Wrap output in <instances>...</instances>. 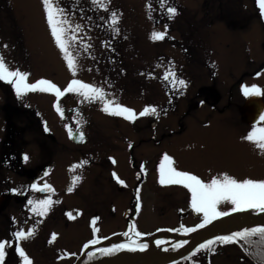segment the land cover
<instances>
[{
	"label": "rangeland",
	"instance_id": "rangeland-1",
	"mask_svg": "<svg viewBox=\"0 0 264 264\" xmlns=\"http://www.w3.org/2000/svg\"><path fill=\"white\" fill-rule=\"evenodd\" d=\"M54 2L67 10L72 25L81 26V31L75 33L78 39L70 41L69 49L76 56L75 75L68 70L55 44L41 0H0V57L10 70L28 73L27 83L46 79L63 90L70 80L78 79L101 88L106 99L133 109L137 119L127 121L115 115L109 119L111 115L102 111L100 100L84 101L77 93L57 100L49 97L52 93L30 91L18 98L10 83L0 81V181L5 173L9 185L18 183L17 190L25 186L23 178L21 181L13 175V167H8L10 172H4L3 154L6 148L14 146L17 170L38 171L40 178H46L54 172L58 176L61 168L67 169L79 178L72 185L80 190V196L89 190L80 204L103 203L100 189L92 191L81 181L85 170L87 175L92 169V164L82 157L91 146L73 145L68 140V131L72 129L82 131L91 145L100 143L95 145L98 150L107 146L113 158L116 155L115 169L118 162L123 165L122 176L127 174L129 162L122 164L120 159L131 145L138 160L159 158V165L166 153L173 157L175 168L205 182L221 174L238 180H264V153L242 139L252 127L240 122L239 114L245 98L239 84L257 85L264 104V18L259 15L256 0H166L163 7L161 0H103L105 8L93 5L91 0ZM169 6L177 10L171 19L166 11ZM113 12L118 18L114 25L109 20ZM153 31L165 32L164 39H150ZM170 67L177 80L186 82V87L174 86L172 77L162 79ZM164 92L177 93L169 96ZM53 103L59 105L61 119L54 118ZM9 104L19 109L11 119L12 125L8 124L5 112ZM146 106L155 107L156 112L140 117L138 113ZM70 107L78 112L66 116L64 121L62 116ZM256 126H264V122ZM11 128L17 130L11 144L6 145ZM81 161L87 163L81 165ZM67 178L71 175L66 174L64 180L53 176L59 186L66 184ZM124 186L128 187L125 181ZM112 192L109 195L113 202L114 232L125 224L122 212H131V193L117 188ZM156 193L145 188L141 191V213L134 223L143 230L155 226L176 228L175 222H180L179 217L188 212V190L178 185ZM217 207L219 211L229 212L231 205L222 202ZM15 208L10 211L12 216L6 215L12 219V225L0 224V241L6 242L4 253L13 257L10 264H23L14 251L16 246L7 243L17 231L34 230L27 238L17 240L14 236L32 264H57L58 258L65 259L61 264H73L93 233L87 221L96 209L93 207L85 209L83 223L71 222L65 229L52 228L50 223L45 228L42 226L43 231L41 226L27 222L26 214H18L24 208L16 211ZM52 211L56 213L57 209ZM51 212L49 216H54ZM187 215L186 220L181 219L185 225L200 222ZM53 234L55 239L49 243ZM217 246L222 250L216 255L211 253L207 264H240L242 253ZM54 250L59 251L53 254ZM198 259L197 254L190 264H206ZM2 261L0 264H4Z\"/></svg>",
	"mask_w": 264,
	"mask_h": 264
},
{
	"label": "snow or ice",
	"instance_id": "snow-or-ice-1",
	"mask_svg": "<svg viewBox=\"0 0 264 264\" xmlns=\"http://www.w3.org/2000/svg\"><path fill=\"white\" fill-rule=\"evenodd\" d=\"M165 2L166 0H161L162 7ZM41 3L45 13L47 25L55 44L63 54V59L67 64L68 70L75 75L76 56L73 55L69 49L71 47L70 41L75 42L78 39L75 33L81 31V26L79 24L72 25L67 10L58 3H55L54 0H41ZM91 3L100 8L106 7L103 0H91ZM256 4L259 7L261 17L264 18V0H256ZM147 7L150 8L151 5H147ZM166 11L169 14V19H171L177 10L176 8L169 6ZM117 19L118 18L115 12H113L109 17L110 23L113 25L117 23ZM167 27L168 26L165 25V30H167ZM164 37L165 32L153 31L150 34V39L154 41L162 40ZM85 47H90V45H85ZM259 74V72L256 73V75ZM28 75V73L19 71L18 69L10 70L6 65L4 58L0 57V81L10 83L18 98H20L24 93L30 91L53 93L57 100H59L66 93H77L83 97L84 101L100 100L103 104L102 111L110 115L121 116L127 121H135L137 119V113L133 109L106 99L105 93L101 88L84 83L78 79H72L68 82L67 86L61 90L56 84L46 79H39L35 83H27L26 78ZM149 75H151V73H149ZM170 77H172L171 82L174 86L186 87V82L183 79L177 80L175 78V73L171 67L164 72L162 79L168 80ZM240 90L245 97L261 95V89L255 84L251 86L241 85ZM53 106L56 108V111L62 115L59 105L54 104ZM155 112V107L146 106L138 113V115L143 117ZM259 121L264 122V112L259 115ZM65 127L67 128V125H65ZM47 130L48 129L45 127V131ZM69 135L71 137V131H69ZM77 138L82 141L84 138L83 133H80ZM242 139L253 143L257 149L264 153V126L254 125L248 133L242 137ZM25 159H27V156H25ZM84 163H87V161L80 162L81 165ZM113 163H115V161H113ZM173 163V157L166 153L162 155L158 165V182L161 185H182L191 193V209L194 212L203 213V219L199 224L195 225V227H184L182 225L181 230L183 232H193L198 228L204 227L206 224L218 217L228 215L229 212H239L247 209H255L259 212H264V180H253L248 178L238 180L227 174H221L220 177L213 176L209 181L205 182L192 173L178 170L173 166ZM77 166L78 165H73L72 167ZM141 170L143 171V167ZM112 175L116 179L117 183L124 184V181L119 179L116 173H112ZM78 179V177H73V183H75ZM30 187L33 191H52L51 186L48 184H45L42 188H40L37 184L33 183ZM68 191H72V188H69ZM222 202L231 205L229 212L218 210L217 206ZM28 203L32 206L30 211L39 216H44L48 212L53 201L50 198L39 200L29 199ZM137 208H139V203L137 204ZM68 215L71 219V214ZM95 219L96 218L92 221L93 224H95ZM129 231L134 232L136 236L141 235V233L136 230L134 225H129ZM173 231H176V229H173ZM95 232L96 229L93 227V233L95 234ZM33 234V228H28L27 232L23 230L17 231L14 233V236L17 240H19L21 238H27ZM124 235L127 236L128 232H125ZM254 235H258L259 243L264 244V226H257L245 228L240 231L233 232L230 235L218 236L215 237L214 240H206L204 243L199 244L194 251H199L201 249L210 250L211 246L217 242L220 244H227L234 243L239 240L244 241L245 243H250L251 241L249 238ZM53 239H55V234L52 235V239L49 240V243H51ZM94 243H96L95 239L89 240L84 247L87 248L89 244ZM157 243L159 244L160 242L157 241ZM182 243H186V241ZM5 246L6 242L0 241V260L4 257ZM180 246L181 244L178 243L173 247L178 248ZM122 247H131V245H113L112 249H100L99 251L101 254H107L111 251L119 250ZM136 247H139L142 250L146 247V245L141 244L136 245ZM16 251L22 258L23 264H32L18 243L16 244ZM89 255H91V253H89ZM260 255L261 258L264 259V253H260Z\"/></svg>",
	"mask_w": 264,
	"mask_h": 264
},
{
	"label": "flooded vegetation",
	"instance_id": "flooded-vegetation-1",
	"mask_svg": "<svg viewBox=\"0 0 264 264\" xmlns=\"http://www.w3.org/2000/svg\"><path fill=\"white\" fill-rule=\"evenodd\" d=\"M164 93H169L168 95H172L173 93L176 94V92H164ZM202 93V92H201ZM72 109H76L75 107H70L67 110H65V114L62 116V119L71 116H75L78 111H76L74 114L70 115L68 112ZM6 117H7V122L9 125L11 124V119L13 118L14 115H17L19 113L18 107L9 104L6 107ZM26 113L25 111H23ZM107 115H109L107 113ZM54 118H61V113H58L55 110V117ZM112 117H109L111 119ZM65 121V120H64ZM75 124V121L74 123ZM155 124V122H153ZM78 131V130H76ZM15 132V129L11 128L8 131V136H6V145L11 144L13 134ZM51 136V135H50ZM49 136V137H50ZM52 140V139H48ZM155 138H152L151 141H154ZM91 146V150L89 149V152H85L84 155L82 154V157L84 160L89 161L92 164V169L89 171L86 175L85 170V176L84 178L81 179V181L84 183V185H88L92 191L95 189L99 190L100 189V194H103L104 197L102 198L103 203L100 205L98 202L94 201L93 204L84 202L83 204H80V200L83 198H86L88 195V188L84 191V194L80 196V190H76L75 186L72 185L73 183V177H75L74 173L67 172V169L61 168L60 171L58 172V176L54 173H50L46 178L42 177L40 178V174L38 171H33V172H25L20 171L16 169V163H15V158H16V149L14 146L6 148V151L3 154L2 157V162H3V167H4V172H10L8 167H13V175H15L19 180L25 181V186H23L20 190H17L15 185H18L16 183L15 185L11 186L9 185L6 181L8 178L6 177L5 173L3 177V180L0 181V196L1 195H6L8 194L10 196L9 202L6 205L5 209L0 212V224L4 225H12V219L6 218L7 214H10V211L12 210L13 207L15 208V211L17 208L22 209L24 208L23 213L21 211L18 212V214H26L28 216V221L27 222H32L34 225H39L43 226L44 228L46 227L45 225H53L52 228L57 226L58 228L65 229L68 228L70 223H83V219L86 218L85 215V209L87 208H96L95 211L91 212V215L87 217V221L90 223V227L92 226L95 227L96 232L95 234L92 233L90 236V239L87 240H93L95 241L100 240V239H105L111 235L114 234L112 231V214H113V202L112 198L109 195L113 189L117 188L120 190V192L123 191H129L131 193V201H130V207L128 204L129 209L131 208V212L129 213L128 210L122 212V217L123 221L125 222L123 228L119 231H116V233H122L124 231L130 232L129 231V225H134L136 230L141 233L140 236L143 235H148L156 232L157 230L160 229H170L173 230L172 228H169L167 226H162L158 227L155 226L150 230H142L140 224L134 223V218L139 215L140 210L137 208V204L140 203V193L141 191L145 188L149 193H156L157 191H162L165 190L164 185H161L158 180H159V173H158V161L159 158H152V159H137L135 158L134 155V147H130L129 151L124 154V156L120 159V162L123 164L125 162H129V168L128 172L125 176H122L120 173V169L123 165H121L118 162V166L115 169V157L113 158L112 153L108 149L107 146H101L98 150L95 145L100 144L94 142L92 145L90 143V140L86 137V143L81 146L85 147L86 145ZM140 147V144L136 147ZM98 152H95L97 151ZM111 158V159H109ZM150 158V157H149ZM143 167V171L141 170ZM65 168V167H64ZM131 168V169H130ZM11 170V169H10ZM67 170V171H66ZM18 173H17V172ZM112 173H116V175L119 177V179L125 181V183L128 184V187H125L124 184H116V179L113 177ZM68 175H71L70 179H66V184L59 186L56 181L53 180V176L56 178H60L62 180L65 179ZM21 177V178H20ZM23 178V179H22ZM33 183L37 184L39 187H42L45 184H48L51 186L52 191L51 192H45V191H33L32 188L30 187ZM1 184H7L1 185ZM11 184V182H10ZM173 187V186H172ZM175 187H178L175 186ZM69 188H72V191H68ZM89 191V190H88ZM113 193V192H112ZM157 194V193H156ZM19 198H23V201H21ZM44 198H50L53 203L50 206L48 212L44 216H39L36 213L30 211L31 205H29L28 201L29 199L32 200H39V199H44ZM188 198L189 201L188 203V214L192 215L195 217V219L199 220L201 222L202 217L201 215L197 214L196 212H192L191 207H190V200H191V193H188ZM58 201V202H57ZM54 206V207H52ZM127 207V208H128ZM56 208L57 211L51 212V209ZM126 208V209H127ZM100 209V210H97ZM186 210V208H185ZM13 211V210H12ZM54 214V216H49V213ZM71 214V219L69 218V215ZM12 216V214H10ZM95 219V224L92 223L93 219ZM183 218V219H182ZM186 215L182 214L181 217H179L180 222L176 223L175 226L177 232L185 233L181 230V226L183 225L184 227H190L185 225L182 220H186ZM105 219L108 221V223L105 225ZM104 220V224L101 225L102 221ZM199 222V223H200ZM51 223V224H50ZM42 227V231L44 229ZM91 228V229H92ZM132 236L135 237H140L136 236L134 232L131 233ZM10 246H16V241L14 235L10 236ZM86 242V243H87ZM58 246H62V244L58 241L57 243ZM56 245V246H57ZM59 248V247H58ZM132 247H124L120 248L121 249H126L130 250ZM112 249V248H109ZM13 250V249H11ZM112 252V251H111ZM55 253V252H54ZM108 254V253H107ZM5 263L10 264L13 262V257L8 254L5 256Z\"/></svg>",
	"mask_w": 264,
	"mask_h": 264
},
{
	"label": "water",
	"instance_id": "water-1",
	"mask_svg": "<svg viewBox=\"0 0 264 264\" xmlns=\"http://www.w3.org/2000/svg\"><path fill=\"white\" fill-rule=\"evenodd\" d=\"M263 112V104L261 101L260 96H254L251 99H248L242 109H241V121L244 124L251 125L254 124L258 119L259 115ZM80 135L78 132H73L71 137L69 135L70 140L75 144H83L84 138L81 141L77 137ZM10 199L9 195L0 196V212L4 210L8 201ZM23 201V198H19ZM242 220L245 221L246 227L252 226H264V212H259L255 209H247L244 211L233 212L226 216H221L204 226L203 228L197 230L194 233L190 234H181L172 231H162L158 232L152 237H148L146 239H154L161 236H169L174 238L177 241H187V245L182 247L180 250L173 252V253H166V252H138V253H128V252H120L113 256L112 258L105 259L101 262H96L93 264H165L169 262L176 261L189 252H191L195 247L199 244L203 243L206 240H209L217 235L220 234V231L233 221ZM108 243V242H107ZM106 242H100L95 246H90L89 248L85 249L79 258L76 260V264H78L85 256L89 253L90 249L98 248L101 244H107ZM124 257L133 258V262H122ZM163 257H167L164 261H159ZM156 258V259H155ZM151 260L147 262H141V260ZM140 262V263H138Z\"/></svg>",
	"mask_w": 264,
	"mask_h": 264
},
{
	"label": "bare ground",
	"instance_id": "bare-ground-1",
	"mask_svg": "<svg viewBox=\"0 0 264 264\" xmlns=\"http://www.w3.org/2000/svg\"><path fill=\"white\" fill-rule=\"evenodd\" d=\"M76 223V222H75ZM246 222L245 221H242V220H238V221H233L232 223H230L229 225H227V226H225L221 231H220V234L219 235H217V236H226V235H230L231 233H233V232H236V231H240V230H242L243 229V227L245 226L246 227V224H245ZM216 237V236H215ZM214 238V237H213ZM213 238H211L210 240H213ZM239 241V240H238ZM57 242V241H56ZM110 242H112V241H110ZM240 242V244H244V241H239ZM228 247H231V248H234V249H236L237 250V252L239 253V252H242V248L240 247V245H236V246H234V245H230V246H228ZM147 252H158V251H155L153 248H150ZM156 259V258H155ZM167 259V257H163L162 259H160L159 261H164V260H166ZM133 258H130V257H124L123 258V260H122V262H133ZM147 261H151V260H145V259H143V260H141V262H147ZM138 263H140V262H138ZM134 264H136V263H134Z\"/></svg>",
	"mask_w": 264,
	"mask_h": 264
},
{
	"label": "trees",
	"instance_id": "trees-1",
	"mask_svg": "<svg viewBox=\"0 0 264 264\" xmlns=\"http://www.w3.org/2000/svg\"><path fill=\"white\" fill-rule=\"evenodd\" d=\"M254 237L256 238L254 239L253 236L250 237L249 240L251 242L248 243L252 250L247 254L246 260L243 257L241 258L242 261L240 262V264H243V261H246L244 262L245 264H264V259H262L260 255V253H264V244L259 243L258 235H254ZM206 250L207 249H202L201 252L205 253ZM207 251H209V249ZM198 261H203V260H200L199 258Z\"/></svg>",
	"mask_w": 264,
	"mask_h": 264
}]
</instances>
